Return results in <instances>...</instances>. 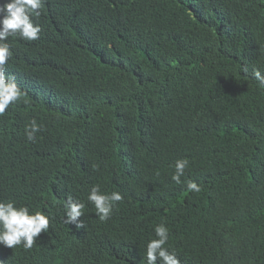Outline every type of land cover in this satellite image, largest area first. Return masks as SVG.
<instances>
[{
	"label": "trees",
	"instance_id": "1",
	"mask_svg": "<svg viewBox=\"0 0 264 264\" xmlns=\"http://www.w3.org/2000/svg\"><path fill=\"white\" fill-rule=\"evenodd\" d=\"M40 11L39 39L8 38L23 95L0 115V188L49 228L28 253L0 245L2 264H146L160 224L181 264H264L253 75H264V0H44ZM178 159L189 162L179 184ZM93 186L123 197L106 221ZM69 198L84 204L83 227L65 222Z\"/></svg>",
	"mask_w": 264,
	"mask_h": 264
},
{
	"label": "clouds",
	"instance_id": "2",
	"mask_svg": "<svg viewBox=\"0 0 264 264\" xmlns=\"http://www.w3.org/2000/svg\"><path fill=\"white\" fill-rule=\"evenodd\" d=\"M44 0H3L0 3V115H3L9 105L19 101L23 95L19 87V75L9 65L12 57L9 37H19L25 41L39 39L42 31L38 19L41 15ZM253 75L264 87V75L254 71ZM41 130V126L33 119L26 125L25 134L29 141H34L35 134ZM187 159H178L174 164V174L171 179L177 184L181 183V177L188 167ZM187 189L191 192H199L200 186L193 181L187 183ZM4 199H1L3 198ZM123 199L119 192L113 191L109 194H102L99 186H93L87 196V200L95 207L96 214L101 221L109 219L115 202ZM19 196H15L10 189V184L4 190L0 188V245L6 248H17L23 253L33 249L41 238L40 234L46 233L49 228L50 217L41 211L31 212L28 205L21 204ZM66 202V201H65ZM66 220L68 224L76 227H83L79 217L83 215L84 204L74 202L70 198L65 204ZM233 209L243 211L241 213L254 212L246 204L236 203ZM156 239H151L146 245V264H181L174 251L165 247L169 240V230L163 224L157 225L154 229ZM19 246V247H17ZM4 262L0 255V264ZM64 264V263H59Z\"/></svg>",
	"mask_w": 264,
	"mask_h": 264
}]
</instances>
